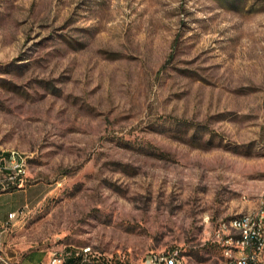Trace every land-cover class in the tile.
Returning a JSON list of instances; mask_svg holds the SVG:
<instances>
[{"label": "rangeland", "instance_id": "obj_1", "mask_svg": "<svg viewBox=\"0 0 264 264\" xmlns=\"http://www.w3.org/2000/svg\"><path fill=\"white\" fill-rule=\"evenodd\" d=\"M14 149L10 256L218 264L216 224L264 198V0H0L1 167Z\"/></svg>", "mask_w": 264, "mask_h": 264}, {"label": "built area", "instance_id": "obj_2", "mask_svg": "<svg viewBox=\"0 0 264 264\" xmlns=\"http://www.w3.org/2000/svg\"><path fill=\"white\" fill-rule=\"evenodd\" d=\"M1 159L4 155L0 153ZM0 159V162H1ZM13 162H17V173H11V179H17V177L25 172L26 157H19L18 153L11 155ZM9 172L8 170H2L0 166V174ZM22 185H24V179ZM264 201V198L263 200ZM26 205L22 210L16 211L10 215V220L4 223L0 227V264H18L15 262L8 253L7 250V237L11 236V228L15 220L26 212ZM262 215H250V222H258V234L249 235L245 234V238H236V236H230L225 233L223 228V220L216 224V230L212 232L211 242H215L216 245H223V253L218 255L219 264H264V229H261ZM226 237H235V241H242V250H238L237 256H228V250H225ZM90 247V246H89ZM89 247H83L87 250V261L93 259L88 256ZM70 253L65 249L63 251H53L49 264H66ZM100 258V257H99ZM113 255H110L108 259L105 258L108 264H115ZM123 263L128 262V256L124 255L121 258ZM131 264H191L189 263L187 256L181 248H174L171 250H163L153 252L144 259L132 261Z\"/></svg>", "mask_w": 264, "mask_h": 264}, {"label": "bare ground", "instance_id": "obj_3", "mask_svg": "<svg viewBox=\"0 0 264 264\" xmlns=\"http://www.w3.org/2000/svg\"><path fill=\"white\" fill-rule=\"evenodd\" d=\"M7 152L8 155L5 159L7 164L5 166H2V170H17V162H13V159H11V155H15V153H18L19 157H24V154H22L19 150L15 149L11 150L10 152ZM0 153H4V151ZM263 213L264 201H262L261 204L252 212L235 216L227 220H223V228L225 229V233L230 236H236V238H245L246 233H249V235H257L258 222H250V215H262ZM207 221L208 220H206V222ZM261 229H264V216L261 218ZM212 244L216 245L215 242H212ZM216 246L219 250V254L223 253V245ZM225 250H228V256H237L238 250H242V241H235V237H226ZM83 252L87 254V250L85 248H83ZM88 254H93L95 255V257L98 258L100 257L96 252L93 251L91 246L88 249Z\"/></svg>", "mask_w": 264, "mask_h": 264}, {"label": "crops", "instance_id": "obj_4", "mask_svg": "<svg viewBox=\"0 0 264 264\" xmlns=\"http://www.w3.org/2000/svg\"><path fill=\"white\" fill-rule=\"evenodd\" d=\"M15 194V193H11ZM2 193L0 194V196ZM16 211H12L14 213ZM4 222H7L8 219L1 218ZM16 226L15 222L11 228V236L7 237V250L12 251V245L14 244V240L12 238V234L14 232V227ZM14 253V251H12ZM67 252H69L71 255L68 257L66 264H108L105 259L95 257L93 254H88L89 257H91L92 261H87L86 257L87 254L83 252V248H80V250L75 249H69ZM53 251H44V250H32V251H22V252H15V256L11 255V258L17 262L18 264H49V261L51 259ZM19 256L17 260L14 259V257ZM97 258V259H96ZM115 264H128V262L123 263L120 258H117L115 260Z\"/></svg>", "mask_w": 264, "mask_h": 264}, {"label": "trees", "instance_id": "obj_5", "mask_svg": "<svg viewBox=\"0 0 264 264\" xmlns=\"http://www.w3.org/2000/svg\"><path fill=\"white\" fill-rule=\"evenodd\" d=\"M214 246V245H213ZM216 247V246H215Z\"/></svg>", "mask_w": 264, "mask_h": 264}]
</instances>
